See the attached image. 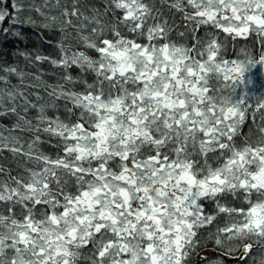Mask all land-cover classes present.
<instances>
[{
    "label": "snow or ice",
    "instance_id": "snow-or-ice-1",
    "mask_svg": "<svg viewBox=\"0 0 264 264\" xmlns=\"http://www.w3.org/2000/svg\"><path fill=\"white\" fill-rule=\"evenodd\" d=\"M257 65L264 0H0V264H264Z\"/></svg>",
    "mask_w": 264,
    "mask_h": 264
},
{
    "label": "trees",
    "instance_id": "trees-1",
    "mask_svg": "<svg viewBox=\"0 0 264 264\" xmlns=\"http://www.w3.org/2000/svg\"><path fill=\"white\" fill-rule=\"evenodd\" d=\"M23 31L25 33V39L24 40H16L13 38L10 40V42L8 44L5 45V47L8 48L9 51L14 49L16 45H19V47L21 49H23L25 47H28V48L34 47L38 43L37 36H36V34L33 33L32 29L24 28ZM249 43H251V41H249ZM243 46L244 45H243V41H242L241 47H243ZM256 51H259V44L258 43L256 45ZM230 52H231V50H230ZM226 58L236 59L237 56L235 55V53H232L230 55V57H226ZM259 66L260 65L255 66L253 68V71H255ZM252 86H253V89L250 90V92H248V90L245 87H243L242 91H241V89H239L237 87L235 98L241 99V98L246 97L248 100H250L253 95L264 94V82L263 81H256L255 80L254 83L252 84ZM44 150L49 151V149L47 147H45ZM0 163H4V161L0 160Z\"/></svg>",
    "mask_w": 264,
    "mask_h": 264
},
{
    "label": "rangeland",
    "instance_id": "rangeland-1",
    "mask_svg": "<svg viewBox=\"0 0 264 264\" xmlns=\"http://www.w3.org/2000/svg\"><path fill=\"white\" fill-rule=\"evenodd\" d=\"M255 80L264 82V68H261V66H259L255 71H253L252 68L249 71L245 72V76H244L245 83L242 82L241 84H239L238 88L241 89L242 91L243 87H245L248 90V92H250V90L253 89L252 84L254 83Z\"/></svg>",
    "mask_w": 264,
    "mask_h": 264
}]
</instances>
